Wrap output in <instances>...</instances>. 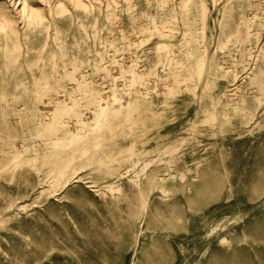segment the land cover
<instances>
[{
  "label": "rangeland",
  "instance_id": "obj_1",
  "mask_svg": "<svg viewBox=\"0 0 264 264\" xmlns=\"http://www.w3.org/2000/svg\"><path fill=\"white\" fill-rule=\"evenodd\" d=\"M0 264H264V0H0Z\"/></svg>",
  "mask_w": 264,
  "mask_h": 264
},
{
  "label": "clouds",
  "instance_id": "obj_2",
  "mask_svg": "<svg viewBox=\"0 0 264 264\" xmlns=\"http://www.w3.org/2000/svg\"><path fill=\"white\" fill-rule=\"evenodd\" d=\"M25 9H27V5H25Z\"/></svg>",
  "mask_w": 264,
  "mask_h": 264
}]
</instances>
